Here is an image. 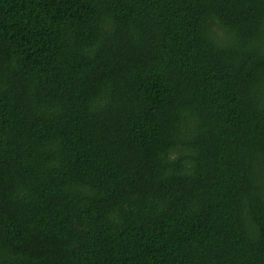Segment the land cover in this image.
Returning <instances> with one entry per match:
<instances>
[{
	"label": "trees",
	"instance_id": "16d2710c",
	"mask_svg": "<svg viewBox=\"0 0 264 264\" xmlns=\"http://www.w3.org/2000/svg\"><path fill=\"white\" fill-rule=\"evenodd\" d=\"M0 264H264V0H0Z\"/></svg>",
	"mask_w": 264,
	"mask_h": 264
}]
</instances>
